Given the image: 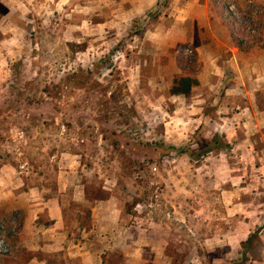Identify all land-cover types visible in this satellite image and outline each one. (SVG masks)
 I'll return each mask as SVG.
<instances>
[{"label": "rangeland", "instance_id": "obj_1", "mask_svg": "<svg viewBox=\"0 0 264 264\" xmlns=\"http://www.w3.org/2000/svg\"><path fill=\"white\" fill-rule=\"evenodd\" d=\"M12 4L0 0V154L45 183L80 181L83 194L62 195L73 239L83 228L100 245L93 208L109 201L96 217L108 234L121 227L104 264H243L258 228L244 264H264V114L243 110L251 99L232 92L229 62L232 46L264 54V0ZM177 74L201 85L171 94ZM215 133L231 147L198 161L154 146L198 147ZM3 221L13 251L21 215Z\"/></svg>", "mask_w": 264, "mask_h": 264}, {"label": "crops", "instance_id": "obj_2", "mask_svg": "<svg viewBox=\"0 0 264 264\" xmlns=\"http://www.w3.org/2000/svg\"><path fill=\"white\" fill-rule=\"evenodd\" d=\"M21 8L30 4L37 6L42 0H6V3ZM48 3V2H47ZM42 4V3H41ZM12 12V11H11ZM20 16H23L22 13ZM233 55L229 62L234 66L237 75L236 86L231 88L234 94L248 96L251 99L250 105H246L244 111L251 110L253 117L257 120V113L264 114V106L256 101L259 92L264 95V54L251 53L243 54L236 47L229 48ZM256 72L251 76V73ZM251 76V77H249ZM250 78H253L251 80ZM244 79H250L248 86ZM221 112V111H220ZM237 116H239L237 114ZM255 116V118H254ZM245 123V122H244ZM246 122L245 124H247ZM244 124V125H245ZM250 140V136L246 138ZM253 158L256 159L254 155ZM263 159L264 156H259ZM14 163L0 154V220L9 218L11 215H21V228L17 235L11 238L14 249L8 255H0V264H104L103 247L106 242L116 239L119 236L121 224L112 221V233L103 231V225L97 216V208L107 207L109 201L94 207L93 234L100 241L95 246L90 238V232L79 228L80 240L76 241L70 233L69 219L65 211L62 195L69 187L76 188L83 194L80 181H72L70 178H63L58 174L56 182L45 183L46 174L35 176L30 171L21 173ZM74 170L67 171L70 176ZM47 178V177H46ZM83 199V196L77 197ZM141 246L135 249V256H141ZM62 255V256H61ZM63 257L66 258L63 261ZM159 264H167L160 261Z\"/></svg>", "mask_w": 264, "mask_h": 264}, {"label": "trees", "instance_id": "obj_3", "mask_svg": "<svg viewBox=\"0 0 264 264\" xmlns=\"http://www.w3.org/2000/svg\"><path fill=\"white\" fill-rule=\"evenodd\" d=\"M228 16L233 18L235 22L237 17L235 13L228 10ZM236 32V31H234ZM238 46L243 49L242 42L238 40ZM201 85L200 79L190 74H177L174 77L173 85L170 89L171 94H182L190 96L195 87ZM152 145V143H151ZM154 146L164 149L165 152H175L177 155L189 154L193 160H202L207 154L220 151L225 148H230L231 144L225 139L221 133H215L211 137L202 140L198 143V147H192L191 145H175L167 144L165 142H155ZM85 193L88 196V189L85 187ZM91 218V211L88 213ZM262 245V239L260 236V228L256 229L249 234L248 238L243 241L242 262L243 264L252 258L255 254H258L256 250H259Z\"/></svg>", "mask_w": 264, "mask_h": 264}, {"label": "built area", "instance_id": "obj_4", "mask_svg": "<svg viewBox=\"0 0 264 264\" xmlns=\"http://www.w3.org/2000/svg\"><path fill=\"white\" fill-rule=\"evenodd\" d=\"M7 223L5 221L0 222V255H7L11 253L12 246L7 237Z\"/></svg>", "mask_w": 264, "mask_h": 264}]
</instances>
